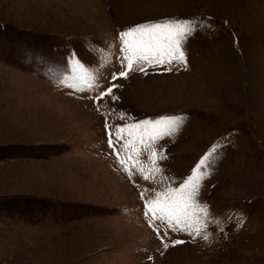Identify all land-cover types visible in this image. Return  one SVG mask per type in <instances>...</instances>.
Returning a JSON list of instances; mask_svg holds the SVG:
<instances>
[{
	"label": "rangeland",
	"instance_id": "374dc122",
	"mask_svg": "<svg viewBox=\"0 0 264 264\" xmlns=\"http://www.w3.org/2000/svg\"><path fill=\"white\" fill-rule=\"evenodd\" d=\"M166 18L208 25L188 66L113 79L120 33ZM73 54L92 89L67 86ZM113 85L119 99L97 103ZM110 111L113 125L185 117L155 146L163 181L142 178L147 151L124 171ZM214 145L197 198L219 221L209 240L149 223L141 190L178 187ZM0 264H264V0H0Z\"/></svg>",
	"mask_w": 264,
	"mask_h": 264
},
{
	"label": "snow or ice",
	"instance_id": "6c2138e0",
	"mask_svg": "<svg viewBox=\"0 0 264 264\" xmlns=\"http://www.w3.org/2000/svg\"><path fill=\"white\" fill-rule=\"evenodd\" d=\"M205 21L196 18L175 19L166 18L162 21L139 24L123 30L119 39L121 42L122 65L125 70L113 75L127 78L133 71L144 72L146 67L165 66L171 70L173 64L183 67L188 66L186 44L201 28L207 27ZM71 69V80L61 77V83H67L77 91H85L95 87V75L91 73L76 56L69 57ZM85 85V87H81ZM109 87L96 97L97 103L105 97L113 100L119 99L115 96L113 88ZM110 111L106 114L105 128L108 132V145L116 153L118 162L124 171L131 175L126 166L127 154H135V158L147 151L149 167L145 169L140 166L139 171L144 180L156 182L160 176L163 181V170L158 161L166 159L164 149H156L159 141L166 137H174L180 132L184 123L183 115H166L156 119H144L131 121L127 119L126 113H119L118 119L125 121L123 124H110ZM119 146V147H117ZM219 145H214L206 153L189 175L178 187L163 183L160 188L141 190V197L145 203V215L151 214L149 223L155 221L166 222L173 231L187 232L193 238L200 237L209 240L208 227L211 223L219 224L209 212V206L198 201L201 182L207 176V169L215 162ZM124 152L125 156H120ZM239 222V221H238ZM223 231V229H221ZM181 244L183 241H174ZM169 245L164 244L167 248Z\"/></svg>",
	"mask_w": 264,
	"mask_h": 264
}]
</instances>
